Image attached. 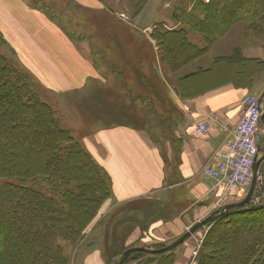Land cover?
<instances>
[{
    "label": "rangeland",
    "instance_id": "1",
    "mask_svg": "<svg viewBox=\"0 0 264 264\" xmlns=\"http://www.w3.org/2000/svg\"><path fill=\"white\" fill-rule=\"evenodd\" d=\"M27 1L32 8L44 12L72 41L79 40L77 41L79 45L76 46L83 53H87L86 57L95 68L94 76L89 79L87 86L65 95H58L41 86L36 76L24 70L18 61V53L0 34V54L9 59L15 70L19 69V65L32 76L27 78L28 88L39 92L41 100L54 111L60 127L66 129L92 158V154L84 145L85 139L93 136L95 131L103 127L120 122L134 128L145 129L151 139L163 145L160 148L162 153L167 154L166 145L171 140L170 129L174 119L173 114H176L173 112L176 109L174 98L170 96L169 86L173 87L179 75H176L178 71H175L173 64L167 60V45L155 40L154 35L163 29L185 30L190 42L196 44L198 48L205 47L208 42L205 35L193 25L187 26L189 24L187 21L191 17L199 19L201 15L196 11L197 6L200 4L205 6L211 0H94V8L85 5V1L82 0ZM204 10L207 11L208 8L205 7ZM251 15L253 16L248 19L249 21H241L229 26L226 34L231 32L232 38L239 45V50L244 43H246L244 47L253 46L264 50V8H255ZM38 22L42 23L40 19ZM219 38H215L208 52L205 53V55L209 53L208 58L203 59L202 63L208 64L212 57L218 55L219 45L216 42ZM261 67L264 70V63ZM260 90L261 88H257L249 96H257ZM22 100L26 101V98ZM2 101L5 103L0 104V109L3 111H9L11 107H15L13 101L9 102L6 99ZM4 122L11 125L8 122L14 123L17 120L8 116ZM24 129L21 123L13 131H24ZM261 134L263 135L261 145L263 152L260 155L263 156V129H261ZM95 162L102 167L96 160ZM260 174L261 181L256 184L248 205L261 206L264 204V164ZM102 177L110 192L109 179L104 174ZM43 187H46L45 181L44 183L37 182V188L42 189ZM235 193L239 196L237 192ZM246 194L247 190H244L239 197L232 199L211 194L212 198L216 199L214 206L217 205L213 209L239 204L245 200ZM108 195H110L108 199L97 211L93 209L95 212L92 211L89 216L92 217L94 214L92 220L78 235L79 238L75 244L61 239L60 236L66 231L64 225H54L57 233L52 226L49 239L53 244L52 250L61 252L67 260L66 264H119L125 252L130 249L161 250L167 248L188 233L193 226L211 216L220 215L223 210L214 213L207 212L193 221L188 220L183 229L178 228L179 231H176L177 228L173 226L172 220L179 216L183 208L179 205L177 210H173V196L169 199L166 197L163 202L157 198L144 197L120 205L111 201L112 191ZM63 210L65 211L63 215H56L61 220H65V214L68 212L66 208ZM257 210L244 209V212L207 223L195 231L184 243L172 252L170 251V260L163 262L167 255L148 257L135 252L130 254L122 264H172V261L175 262L180 254H184L187 264H215L217 260L224 257L222 246L226 247V244L231 241L241 243L246 234L242 230L243 225L251 221H256L259 225L264 223V207L263 210ZM16 217L22 219L23 215L18 214ZM161 219L166 221L170 219L168 222L171 223L173 229L156 232L155 235L159 239L155 238L150 241L146 236L149 235L147 226ZM25 232L20 231L21 236ZM107 232L109 242L106 241ZM249 237L248 234L247 239ZM28 240L33 242L30 237ZM16 242L17 240L11 239L10 247ZM23 242L26 244V241ZM21 250L24 253V250ZM256 251L250 264L255 259H259L258 255L262 252L258 248ZM14 253L15 250L10 249L11 264H16Z\"/></svg>",
    "mask_w": 264,
    "mask_h": 264
},
{
    "label": "crops",
    "instance_id": "2",
    "mask_svg": "<svg viewBox=\"0 0 264 264\" xmlns=\"http://www.w3.org/2000/svg\"><path fill=\"white\" fill-rule=\"evenodd\" d=\"M82 1L95 7L94 0ZM0 34L18 53L24 70L58 95L87 86L94 76L95 68L87 53L27 0H0ZM234 42L228 32L216 42L219 53L208 64L202 61L209 53L176 72L179 78L169 88L177 115L173 114L167 154L145 129L122 122L103 127L85 139L84 145L110 177L113 203L123 205L144 197L163 202L173 196V210L179 205L183 208L172 220L176 231L183 229L188 220L218 211L213 209L216 199L208 195L214 181L203 171L218 162L222 148L232 140L245 97L261 88L258 95L264 106V50L244 47L246 43L239 50ZM236 52L240 57L234 64L230 58ZM187 75L191 77L184 79ZM211 118L216 120L210 121ZM206 122H210V132L205 136L197 134L196 125ZM168 220L148 225L147 238L159 239L156 232L172 230ZM106 241H110L108 232ZM173 264H187V259L180 254Z\"/></svg>",
    "mask_w": 264,
    "mask_h": 264
},
{
    "label": "trees",
    "instance_id": "3",
    "mask_svg": "<svg viewBox=\"0 0 264 264\" xmlns=\"http://www.w3.org/2000/svg\"><path fill=\"white\" fill-rule=\"evenodd\" d=\"M255 8H264V0H211L205 6H197L196 11L201 17H191L187 26L193 25L205 35L208 42L203 48L190 42L185 30L163 29L154 35V39L167 45V60L178 71L204 56L215 38L225 35L229 26L249 21ZM238 52L230 58L234 64L240 57ZM18 67L21 71L15 70L9 59L0 54V104L6 99L15 105L9 111L0 109V264H11L10 249L15 250L16 264H66L61 252L52 250L53 244L49 240L52 226L54 229V225H64L66 231L61 239L75 244L78 235L92 220L94 214L89 216L93 209L97 211L112 191L111 186L109 192L104 184L102 174L109 179L110 185L111 180L106 170L81 148L66 129L60 127L54 111L41 100L39 92L28 88L27 78L31 75ZM190 77L187 75L184 79ZM8 116L16 118L17 122H8L11 125H7L4 121ZM21 123L24 131H13ZM44 181L47 188H37V182ZM263 207L264 204L230 207L217 215L215 221L244 212V209L263 210ZM64 208L68 212L65 220H61L56 215H63ZM18 214L23 215L22 219L16 217ZM23 230L26 232L21 236L20 231ZM242 230L246 234L241 243L231 241L226 247L222 246L224 257L215 264H250L257 248L262 252L252 264H264V223L259 225L251 221L243 225ZM28 237L33 242H29ZM11 239L17 242L10 247ZM171 252L136 254L148 257L167 255L164 262L170 260Z\"/></svg>",
    "mask_w": 264,
    "mask_h": 264
},
{
    "label": "built area",
    "instance_id": "4",
    "mask_svg": "<svg viewBox=\"0 0 264 264\" xmlns=\"http://www.w3.org/2000/svg\"><path fill=\"white\" fill-rule=\"evenodd\" d=\"M263 115L264 106L261 97L246 96L243 100L241 118L235 127L232 140L226 142L222 148L218 162L206 167L203 171L204 176L214 181L210 194L232 199L235 192L248 191L253 182L255 165L263 152L261 151ZM215 120L216 118L210 119V121ZM210 130V122L200 123L195 128L197 134L204 136ZM224 207L228 206H223L221 209Z\"/></svg>",
    "mask_w": 264,
    "mask_h": 264
},
{
    "label": "water",
    "instance_id": "5",
    "mask_svg": "<svg viewBox=\"0 0 264 264\" xmlns=\"http://www.w3.org/2000/svg\"><path fill=\"white\" fill-rule=\"evenodd\" d=\"M262 120H264V115L262 116ZM263 163H264V155L257 161V163L255 165L253 182L251 184L250 191H249L248 195L246 196L245 200L243 202H240L239 204L233 205L231 207L241 208V207H245L246 205H248L250 203L252 196L254 194V191H255L256 184L260 183V179H261L260 168H261ZM229 208H230V206L224 208L222 210V212L220 213V215L225 213ZM216 218H217V216H211L210 218H207L206 220L202 221L201 223L196 224L195 226H193V228L188 233H186L177 242H175L174 244H172L171 246H169L167 248H164L161 250H149V249H144V248L130 249V250L125 252L123 260L119 264H122V262L125 261V259L128 258L130 254L135 253V252H144L147 254H162V253H167L169 251H172V250L176 249L179 245L184 243L185 240L187 238H189L195 231H197L198 229H200L201 227H203L207 223L214 221Z\"/></svg>",
    "mask_w": 264,
    "mask_h": 264
},
{
    "label": "bare ground",
    "instance_id": "6",
    "mask_svg": "<svg viewBox=\"0 0 264 264\" xmlns=\"http://www.w3.org/2000/svg\"><path fill=\"white\" fill-rule=\"evenodd\" d=\"M147 256V255H146Z\"/></svg>",
    "mask_w": 264,
    "mask_h": 264
}]
</instances>
